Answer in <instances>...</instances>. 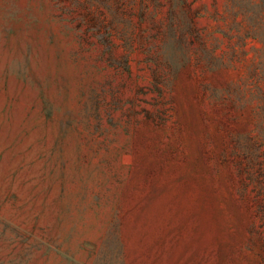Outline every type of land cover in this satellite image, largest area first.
I'll use <instances>...</instances> for the list:
<instances>
[{"label":"rangeland","instance_id":"rangeland-1","mask_svg":"<svg viewBox=\"0 0 264 264\" xmlns=\"http://www.w3.org/2000/svg\"><path fill=\"white\" fill-rule=\"evenodd\" d=\"M264 0H0V264H264Z\"/></svg>","mask_w":264,"mask_h":264},{"label":"trees","instance_id":"trees-1","mask_svg":"<svg viewBox=\"0 0 264 264\" xmlns=\"http://www.w3.org/2000/svg\"><path fill=\"white\" fill-rule=\"evenodd\" d=\"M263 53H264V51H263Z\"/></svg>","mask_w":264,"mask_h":264}]
</instances>
